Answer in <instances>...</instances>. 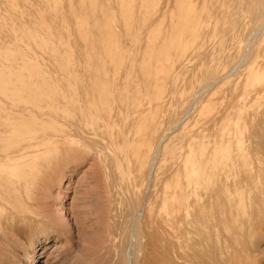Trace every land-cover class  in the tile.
<instances>
[{"label": "rangeland", "instance_id": "obj_1", "mask_svg": "<svg viewBox=\"0 0 264 264\" xmlns=\"http://www.w3.org/2000/svg\"><path fill=\"white\" fill-rule=\"evenodd\" d=\"M93 1V15L89 12L79 20L86 28L83 39L77 32L76 0H58L56 16L51 15L40 0H15L17 9L13 11L7 10L8 5L0 0V71L5 69L2 60L10 46L27 61L34 59L40 68L34 66L38 69L33 71L39 70L48 84L54 87L57 84L55 88L59 94L66 93L63 89L67 85L79 89L92 84L91 99L95 100L77 103L75 112L67 108L65 112L69 116L65 114L62 124L51 127L55 133L44 145V159L51 164L45 165L43 176L48 180L40 195L44 205L35 208L41 222L34 223L25 233L11 232L10 242L5 240L0 244V264H151L149 252L156 251L153 244H158L161 237H169L171 206L168 197L171 194L175 197L174 192L184 191L185 202H191L183 219L175 225H183V222L190 228H201L205 223L210 226L214 223L213 218V223L211 219L202 220L203 215L210 212V216L216 210V202L213 200L210 209L203 208L206 193L200 186L201 175L199 170L189 172V167L192 163L197 168L200 163L205 129L213 128L208 131L215 132L217 127L222 71L233 65L239 53L249 54L242 60L246 62L243 65L245 75L253 62L252 50L264 48V25L260 22L264 0ZM39 10L45 13L54 38L59 41L56 44L58 55L63 57L66 53L67 57L70 52L68 66L57 64L48 50L28 47L25 52L22 49L19 31L37 26L33 18ZM253 28H258V37L252 33ZM114 40L118 51L110 58L106 53ZM28 67L31 69L30 66H16L13 71L25 69L22 71L28 72ZM102 71L106 76H101ZM89 72H97L98 76L93 75L100 79L96 84ZM226 85L228 87L231 82ZM124 89L128 102L134 92L138 94L137 110L129 106L119 108L120 92ZM152 91H156V96ZM97 96L111 113L110 125V120L95 124L77 118L79 110L86 113L87 107L98 105ZM141 140L149 144L150 152L146 157L144 146L135 144ZM186 158L191 160L188 162ZM191 179L195 182L191 183ZM192 185L195 189L189 191ZM210 191L212 195L215 192ZM0 214L1 236L8 231L3 222L4 212L0 210ZM260 244H264V237ZM154 251L150 253L153 255ZM260 264H264V257Z\"/></svg>", "mask_w": 264, "mask_h": 264}, {"label": "bare ground", "instance_id": "obj_2", "mask_svg": "<svg viewBox=\"0 0 264 264\" xmlns=\"http://www.w3.org/2000/svg\"><path fill=\"white\" fill-rule=\"evenodd\" d=\"M40 1L44 2V5L46 6L45 8H47V11L51 13V15H57L58 0ZM76 1L78 4V13L76 12V16L73 14L75 11L72 14L78 18L76 24L78 27L77 32L81 34L84 39L86 28H83L82 24H79V20H81L82 17L93 13L94 7H92V5H94V1ZM4 2L8 5L7 7H9L7 10L9 9V11H13L17 9L15 0H4ZM129 6H132V4ZM86 8L88 10H86ZM258 9L257 11L262 12L261 8ZM260 12H258V14ZM35 13L36 17L33 19L36 20L34 21L37 22V26L29 28L28 30L19 31V35L22 36V38H20V40L22 39V42L20 43V45H22L21 47H23L22 49L25 52V49L28 47H32L39 51L48 50L50 52L49 54L53 55L51 56L57 64H62V66L67 65L69 63V58L67 57L70 56V52L67 57L66 53L63 57L58 55L56 44H58L59 41L54 38V32L51 30L50 24L45 19V13L40 12V10L35 11ZM254 13L257 15L256 11ZM256 17L258 18V16ZM262 18L263 19L260 22L261 25H264V15ZM256 20L258 21V19ZM0 25H2V23ZM253 29L254 32L252 33L256 36L258 28ZM104 32L106 33V31ZM17 35L18 33L14 34L15 37H17ZM254 36L252 37L254 38ZM258 36L259 34L256 37ZM251 42H253V40H251ZM258 42L259 41L257 40L256 43ZM255 44L254 47L256 48ZM257 46L259 45L257 44ZM117 48L118 45L114 40L113 43L110 44L106 55L108 57L110 56V58L116 56V52L118 51ZM249 50L251 51V48ZM260 50L258 48V50H252L253 53L250 52V54L252 53L251 58H253V62H250V64L252 63L251 67H248L249 70L245 75H243V65H246V62L244 63L242 61L247 55L245 53V56L239 53L233 65H231L229 69L222 71L218 90L219 106L216 118L217 121L215 120L217 127L215 132H211L212 130L208 131L213 128H208L207 131L204 128L207 134L204 132V134H206L204 147H201V152L199 151L200 163L197 162L199 163V165H196L198 166L197 168H195L194 164L190 163L189 172L195 173L196 170H199V175H201L200 178L202 184H200V186L206 193L204 201L202 202L205 206L203 208L210 209L213 200L216 202V206H214V209L216 207V210H214L216 213L213 214V211V215L211 214L212 217L211 215H208L210 212L207 216L203 215L202 221L208 222L211 219L212 222L213 218L214 223L212 222L213 224L211 226L208 225L209 223H205L206 225L204 224L201 228L193 226L190 228L188 227V224H184L183 222V225H175L183 219V216L185 215L184 213H186L185 210L188 211L191 202L190 204L185 202L184 199L186 198H184V191L174 192V195H176L175 197H171L172 194L170 195V193H168V196L170 195L168 199L170 198L169 203L171 206V211L169 210L171 215L168 213L170 215L169 221L171 224L169 233L167 232L169 237L166 238V236H164L163 239L161 237L159 243L157 240L158 244L152 243L153 246L155 245L156 251L153 250V255L151 254L153 251H150L151 253L149 252V258L152 257L151 264H260V260L264 257V244H260L264 237V48L262 51ZM21 55L16 49H11L10 46L7 47L6 56L2 60L5 69L3 68L4 70L0 71V75L3 77V79L0 80V210L4 212L3 222L8 231L0 236V244H4L2 242L5 240L10 242L11 232L16 234L22 232L25 233L31 229L34 223L41 222V216L36 213L35 208L40 206L42 208L44 205V201L40 195L42 196L44 189L47 187L48 180L45 181L43 176L45 174V169L47 168L45 165L49 163L45 161L46 158L44 159V145L45 142H48L47 140L53 138V134L55 133L53 130L51 131V127H56V125L64 121L65 114H68L65 112L67 108L74 111L77 103H80L81 101L92 102V100H94L91 99L93 97L92 84L84 85L85 87L79 89H77L75 85L74 87L67 85L65 90L63 89L66 93L59 94L56 89V83L55 88L50 85V83L48 84V81L43 78L44 76L40 74L39 70L33 71L39 67L37 62L34 61V59L27 61ZM248 56L249 54L247 57ZM86 61H88V59ZM90 62L92 63V61ZM20 65L23 68L24 66H30L32 70L28 67L30 70L28 72H23L22 70L25 69L18 70L17 67V70L15 69L16 71H13L14 67ZM88 65L90 64L88 63ZM34 66L38 67L35 68ZM144 69L146 70V68ZM95 73H90V76L93 77L92 79H94V83L96 84V81L100 79ZM143 74L145 73L143 72ZM103 75L106 76L105 72H103L101 76ZM10 77H13L14 79H10ZM242 80L246 81L242 82ZM228 82H231V85H229L230 87H227L226 85ZM146 84V86L149 85V83ZM96 90H99V88ZM102 90L104 89L102 88ZM126 91L127 90L124 89L123 92H120L122 95L119 108L129 106V108L137 110L136 97L138 94H136V92H134V94L132 93L134 97L128 102L126 101L127 97H125L127 95ZM98 93L100 96V92ZM149 94H151L150 91ZM107 95L109 96V94ZM154 95L156 96V93ZM98 100L99 101L96 99L97 103L99 102V106H95V103L91 105V103V106L86 108V113H84V111L80 112L81 110H79L77 117L79 121L84 122L87 119V121L89 120L97 124L96 122L101 120L106 123L110 120V125L111 113L106 111L105 104V107L101 105L103 102L102 98L100 97ZM79 105L80 104H78V106ZM118 116L121 117V112L118 113ZM211 123L213 124V121ZM87 125H85V127ZM98 127H101V125ZM144 135L147 136V134ZM134 140L136 139L134 138ZM135 144L138 146H144L143 154L145 157L149 154L150 149L147 146V141L141 140ZM191 151H193V148ZM134 153L135 155H138V150H135ZM194 153H192V155ZM187 159L188 158H186V160ZM190 160L191 159H189V161ZM176 168L178 167L176 166ZM192 181L194 180L191 179V183H193ZM169 187L171 186L169 185ZM189 187V191H194L195 186L192 185ZM210 189L215 190V192L213 191V195L210 193ZM162 202L164 204V201ZM170 206L168 207L170 208ZM152 228L153 226L151 229ZM153 235L155 236V234ZM155 238L158 239L157 236ZM152 239H154V237ZM155 240L152 242L156 243ZM149 245L151 244L149 243ZM153 246L152 248H154ZM146 264L149 263L146 262Z\"/></svg>", "mask_w": 264, "mask_h": 264}]
</instances>
